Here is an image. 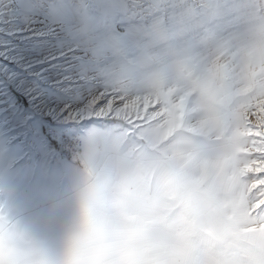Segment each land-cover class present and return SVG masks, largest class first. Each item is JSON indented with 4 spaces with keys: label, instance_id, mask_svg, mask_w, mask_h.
<instances>
[{
    "label": "crops",
    "instance_id": "0c3cea01",
    "mask_svg": "<svg viewBox=\"0 0 264 264\" xmlns=\"http://www.w3.org/2000/svg\"><path fill=\"white\" fill-rule=\"evenodd\" d=\"M22 1L18 6V0H0V14L4 9L9 30L31 37L32 24L16 23L18 9L25 16L31 13L33 2ZM73 2L48 4L68 22L41 23L39 30L62 32L56 40L62 55L65 37L73 41L85 61L97 66L106 93L134 101L135 114L130 108L118 114L119 108L105 117L54 124L75 131L83 141L80 155L55 161L50 152L33 151L32 136L25 133L24 141L17 140V125L9 120L4 145L0 131V191L8 192L16 210L37 225L52 224L81 160L104 145L124 167L152 173L162 161L182 164L209 185L210 197L218 191L217 181L224 192L207 209L175 195L164 205L165 211L175 212L180 200L191 234L217 249L207 261L137 264H239L246 244L264 249V114L258 112L264 107L255 106L264 98V39L239 28L211 37L207 29L194 34L175 9L159 4L152 11L144 0ZM31 48L32 41L25 46L26 60L33 56ZM28 123L25 132L32 129L30 118ZM217 217L227 224H218Z\"/></svg>",
    "mask_w": 264,
    "mask_h": 264
},
{
    "label": "clouds",
    "instance_id": "9594fccd",
    "mask_svg": "<svg viewBox=\"0 0 264 264\" xmlns=\"http://www.w3.org/2000/svg\"><path fill=\"white\" fill-rule=\"evenodd\" d=\"M150 177L145 179V177ZM208 184L193 169L162 161L152 173L122 166L104 145L85 156L70 184L57 220L37 225L17 211L0 191V264H137L149 260L207 261L216 253L203 236H193L177 199L175 212L164 205L173 195L194 205L216 206L224 192L210 197ZM218 224L226 220L216 218ZM239 264H264V249L246 244Z\"/></svg>",
    "mask_w": 264,
    "mask_h": 264
},
{
    "label": "rangeland",
    "instance_id": "374dc122",
    "mask_svg": "<svg viewBox=\"0 0 264 264\" xmlns=\"http://www.w3.org/2000/svg\"><path fill=\"white\" fill-rule=\"evenodd\" d=\"M29 1L33 2L31 13L25 16L18 9L16 23L32 24L31 37L30 32L26 34L21 30H9V22L3 8L0 14V131L1 136H5L2 137L4 145V140L8 141L11 120L17 125V140L24 141L26 134L32 136L33 151L43 150L49 155L47 142L51 139L47 127L60 131L64 128H56L54 124L105 117L119 111V108L122 110L120 106L125 108L118 114L126 113L128 108L135 114L134 108L137 104L134 101L127 103L117 100L106 93L104 81L97 78V66L86 62V54L80 55L81 52L75 49L74 42L67 37L64 40L65 52L62 55L56 41L58 36L61 37V31L39 30L37 25L41 23L68 22L54 6L48 7L53 0H27V4ZM144 1L150 4L148 6L152 11H157L159 4L161 7L175 9L185 28L194 34H199L201 29H207L211 37L229 29L239 28L242 34L253 33L256 38L264 39V0ZM18 2L19 6L23 1ZM73 4L78 6L75 2ZM76 9L79 10L77 7ZM31 41L33 56L26 60L25 46H30ZM255 106L258 110L263 108L264 98L256 102ZM258 112L264 114V110ZM29 118L32 129L25 132ZM20 144L17 146H21ZM54 144L57 151H63L58 140H55ZM7 148L8 146L2 149Z\"/></svg>",
    "mask_w": 264,
    "mask_h": 264
},
{
    "label": "built area",
    "instance_id": "2783aa9c",
    "mask_svg": "<svg viewBox=\"0 0 264 264\" xmlns=\"http://www.w3.org/2000/svg\"><path fill=\"white\" fill-rule=\"evenodd\" d=\"M47 132L51 139V141L47 142V146L50 150L52 161L66 156L65 152H67L68 155L75 156L81 154L83 149V141L76 132L66 130L65 128L57 131L52 127H47ZM55 140H58L59 147L63 150L62 152L56 150V146L53 143Z\"/></svg>",
    "mask_w": 264,
    "mask_h": 264
},
{
    "label": "snow or ice",
    "instance_id": "6c2138e0",
    "mask_svg": "<svg viewBox=\"0 0 264 264\" xmlns=\"http://www.w3.org/2000/svg\"><path fill=\"white\" fill-rule=\"evenodd\" d=\"M45 131V135H47V132H46V130H44ZM54 143V142H53Z\"/></svg>",
    "mask_w": 264,
    "mask_h": 264
}]
</instances>
